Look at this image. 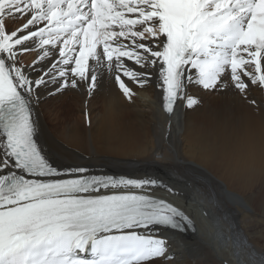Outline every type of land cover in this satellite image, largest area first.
Segmentation results:
<instances>
[{
	"label": "snow or ice",
	"instance_id": "6c2138e0",
	"mask_svg": "<svg viewBox=\"0 0 264 264\" xmlns=\"http://www.w3.org/2000/svg\"><path fill=\"white\" fill-rule=\"evenodd\" d=\"M9 14L28 18L8 33ZM29 40L40 50L33 65L48 61L35 80L16 61L17 47L29 51ZM262 62L264 0H0V264L170 260L159 228L190 223L182 210L150 195L101 194L162 183L155 179L54 167L36 139V89L55 82L59 92L83 83L91 91L107 70L131 99L121 74L141 86L155 78L172 113L179 99L187 107L198 103L186 93L192 83L227 88L230 75L241 92L249 87L242 76L264 87Z\"/></svg>",
	"mask_w": 264,
	"mask_h": 264
},
{
	"label": "bare ground",
	"instance_id": "6f19581e",
	"mask_svg": "<svg viewBox=\"0 0 264 264\" xmlns=\"http://www.w3.org/2000/svg\"><path fill=\"white\" fill-rule=\"evenodd\" d=\"M4 18L7 26L14 25L8 32L11 33L21 28L28 17L9 14ZM37 43L25 42V47L32 50V60L25 65L29 66L25 71L33 80L48 65L47 60L33 65L40 54ZM125 64L143 71L126 58ZM115 75V72L103 71L91 91L82 83L78 88L57 92L59 85L55 82L35 90L40 99L33 105L32 117L43 153L61 172L84 168L87 173L127 175L137 180L152 179L154 174L161 176L162 186L127 189L161 196L199 221L195 231L186 234L159 228L160 236L168 242L172 259L158 258L149 264H264L261 86L251 84L242 76L249 87L241 92L231 86L230 75L225 77L229 83L227 88L205 90L192 83L186 93L198 103L187 107L186 98L179 99L173 112L166 113L161 106L163 93L155 78L141 86L121 74L131 90L129 99ZM51 95L56 97L42 103ZM84 100H87L85 108ZM62 107L73 116L66 117ZM176 158L182 162H176ZM157 163L162 169L154 165ZM229 195L235 196L246 208L234 203ZM186 204L194 205L195 209L187 212ZM209 206L215 215L212 214V219L208 214L201 216L202 207ZM215 229L218 232L212 233ZM211 233L213 241L208 240L210 236L207 239ZM222 238L226 240L225 247L221 245L217 252L213 245H218Z\"/></svg>",
	"mask_w": 264,
	"mask_h": 264
},
{
	"label": "rangeland",
	"instance_id": "374dc122",
	"mask_svg": "<svg viewBox=\"0 0 264 264\" xmlns=\"http://www.w3.org/2000/svg\"><path fill=\"white\" fill-rule=\"evenodd\" d=\"M6 18H4L3 19V23L5 22V24H6V22H7V20H5ZM13 24H11L10 23V25L9 26H7V24L5 25V28H6V30H7V32H10L11 30H12V28H13V26H12ZM8 27V28H7ZM18 55H17V57H16V61H17V64L18 65H27L31 60H32V56H30L31 55V51H21L20 49L18 50ZM54 97H56V96H53V95H51V96H49L48 98H45V99H43L42 100V103H46L48 100H53L54 99ZM139 97H140V95H139ZM144 98H146V99H148V97L147 96H145ZM58 99V98H57ZM143 99V97H141V100ZM82 104L84 105V108L86 107L85 105L87 104V100H84L83 102H82ZM44 109H45V106H44ZM44 109H43V111H44ZM62 109H63V112H65V115H66V117L67 116H69V117H72L73 115L71 114V113H69V110H67L65 107H62ZM42 110H41V114H43L44 112H43ZM42 118H43V121L45 122L46 120L44 119V117H43V115H42ZM175 161L176 162H178V163H181L182 161H181V159L180 158H176L175 159ZM186 164H191V163H188V162H185ZM155 166H157L159 169H162V166H161V164L160 163H157V164H154ZM174 176V175H173ZM153 177H156V178H161V176L160 175H157V174H154L153 175ZM174 177H176L177 178V176H174ZM186 187H188V186H186ZM136 190H141V189H136ZM167 193H169L168 191H167ZM175 196L176 197H178L177 196V194H175ZM229 198L235 203V202H237V203H241L240 205H243L244 207H245V205L241 202V201H239L235 196H233V195H229ZM263 204V203H262ZM260 207V209H261V205L260 204H258ZM186 206H188V207H185V209L187 210V212H191V210H194L195 209V206H194V208H193V206L192 205H188V204H186ZM205 206H208V204H206L205 203ZM188 208V209H187ZM246 208V207H245ZM202 213H203V215H205V214H208L210 217H211V219H212V214L214 215V213L212 212V210H211V207L209 206V207H207V208H203L202 207ZM262 209H263V212H264V206L262 207ZM262 211V210H261ZM193 214H194V211H193ZM195 216V215H194ZM215 216V215H214ZM194 218V217H193ZM196 221V218H194V222ZM197 221H199V219L197 218ZM197 221L195 222V226H196V223H197ZM215 224H217V223H215ZM216 230V229H215ZM213 230L212 231V233L213 232H218V230ZM199 232H203L204 233V230L203 229H199ZM209 234V235H207V239L209 238L208 236H210V238L208 239L209 241H213V239H212V235L213 234ZM211 239V240H210ZM222 241L221 242H219V244L218 245H213V247H214V249L217 251V252H220V248H221V245H222V247L224 246L225 247V243H226V240L225 239H221ZM214 244V243H213ZM219 256H220V254H219ZM222 258H225V257H223V256H221ZM262 258V257H261ZM264 261V260H263Z\"/></svg>",
	"mask_w": 264,
	"mask_h": 264
}]
</instances>
